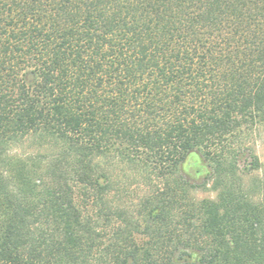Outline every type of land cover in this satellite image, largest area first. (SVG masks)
<instances>
[{"label": "trees", "instance_id": "trees-1", "mask_svg": "<svg viewBox=\"0 0 264 264\" xmlns=\"http://www.w3.org/2000/svg\"><path fill=\"white\" fill-rule=\"evenodd\" d=\"M260 124L264 0H0V264H264Z\"/></svg>", "mask_w": 264, "mask_h": 264}, {"label": "rangeland", "instance_id": "rangeland-1", "mask_svg": "<svg viewBox=\"0 0 264 264\" xmlns=\"http://www.w3.org/2000/svg\"><path fill=\"white\" fill-rule=\"evenodd\" d=\"M250 144L254 147L256 154L258 155L259 161L261 163L258 173H264V124H260L254 128V131L249 136ZM203 164V160L200 156L191 155L184 162L180 174L182 177L195 184H200L207 181L206 171H199ZM240 168L244 171H250V159L245 156L239 158ZM209 183L204 187H197L192 191V196L196 199H201L204 197H213L215 193L209 189Z\"/></svg>", "mask_w": 264, "mask_h": 264}]
</instances>
